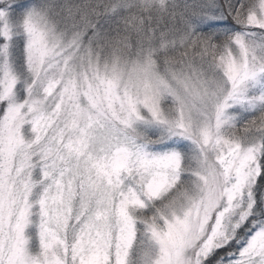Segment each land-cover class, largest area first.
Returning a JSON list of instances; mask_svg holds the SVG:
<instances>
[{
  "label": "snow or ice",
  "instance_id": "6c2138e0",
  "mask_svg": "<svg viewBox=\"0 0 264 264\" xmlns=\"http://www.w3.org/2000/svg\"><path fill=\"white\" fill-rule=\"evenodd\" d=\"M0 264H264V0H0Z\"/></svg>",
  "mask_w": 264,
  "mask_h": 264
}]
</instances>
